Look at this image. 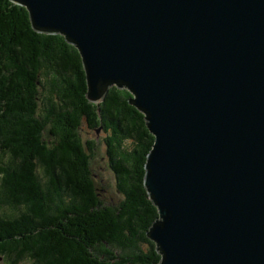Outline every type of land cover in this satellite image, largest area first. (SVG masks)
I'll return each instance as SVG.
<instances>
[{"label": "water", "instance_id": "water-1", "mask_svg": "<svg viewBox=\"0 0 264 264\" xmlns=\"http://www.w3.org/2000/svg\"><path fill=\"white\" fill-rule=\"evenodd\" d=\"M12 1L144 113L156 264H264V0Z\"/></svg>", "mask_w": 264, "mask_h": 264}, {"label": "trees", "instance_id": "trees-1", "mask_svg": "<svg viewBox=\"0 0 264 264\" xmlns=\"http://www.w3.org/2000/svg\"><path fill=\"white\" fill-rule=\"evenodd\" d=\"M79 49L33 28L27 7L0 0V264H156L159 216L144 185L155 136L126 87L87 96ZM104 130L123 198L103 197L93 171Z\"/></svg>", "mask_w": 264, "mask_h": 264}, {"label": "rangeland", "instance_id": "rangeland-1", "mask_svg": "<svg viewBox=\"0 0 264 264\" xmlns=\"http://www.w3.org/2000/svg\"><path fill=\"white\" fill-rule=\"evenodd\" d=\"M81 133L85 142L90 139H98L96 140L97 147L93 156V171L104 189V199L112 201L114 204L118 203L123 198V195L118 191L116 177L109 169L106 145L102 140L106 132L103 129L99 131L89 129L84 123Z\"/></svg>", "mask_w": 264, "mask_h": 264}]
</instances>
